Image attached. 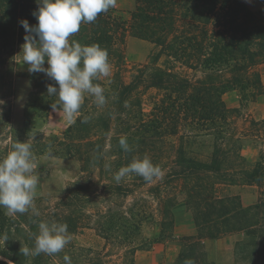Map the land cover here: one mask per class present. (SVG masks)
<instances>
[{
	"label": "trees",
	"instance_id": "obj_1",
	"mask_svg": "<svg viewBox=\"0 0 264 264\" xmlns=\"http://www.w3.org/2000/svg\"><path fill=\"white\" fill-rule=\"evenodd\" d=\"M257 1L254 9L244 0H135L128 21L113 8L95 22L82 23L70 41L107 50L111 74L94 83L105 89L108 102L98 107L86 95L76 122L62 135L46 137L32 130L35 119L45 120L57 97L46 91L54 81L44 73L27 72L33 88L24 112L29 132L24 142L32 144L34 158L47 154L77 160L85 177L67 186L55 203L51 197H35L39 215L31 209L12 215L0 208V235L8 236L4 244L0 242V264H48L47 254L26 257L19 251L33 247L38 223H66L68 232L75 231L89 203L104 194L125 197L149 183L134 174L119 184L113 179L132 159L145 156L163 174L149 188L160 212V220L155 221L160 235L167 231L173 235L178 195L192 217L194 232L179 238L176 264L186 260L215 264L206 258L204 241L230 235H237L236 264H264V190L253 203L243 205L239 195L221 194L218 188L231 177L230 165L242 160L229 145L239 138L230 131V110L223 94L235 90L248 99L264 91L260 73L252 70L264 62V0ZM36 9V0H0V100L13 96V68L26 35L20 21L35 25ZM127 33L155 47L129 81L121 74ZM151 89L156 92L147 95ZM9 112L7 107L0 118ZM85 116L90 119L82 123ZM182 128L188 131L179 134ZM30 133L35 137L32 141ZM203 135L214 137L213 149L204 158L186 149L188 141ZM124 136L132 149L127 153L119 145ZM174 136L179 142L168 141ZM15 142L12 136L10 147ZM242 174L247 184L261 182L264 157ZM131 211L126 214L133 222L124 215L123 225L128 227H123L138 229L144 213L134 211L132 217Z\"/></svg>",
	"mask_w": 264,
	"mask_h": 264
},
{
	"label": "rangeland",
	"instance_id": "obj_2",
	"mask_svg": "<svg viewBox=\"0 0 264 264\" xmlns=\"http://www.w3.org/2000/svg\"><path fill=\"white\" fill-rule=\"evenodd\" d=\"M251 8H258L257 0H244ZM135 7V0H117L115 9L126 21ZM124 63L121 74L125 81H129L136 68L146 63L148 55L155 50L154 45L146 40L139 39L129 33L124 38L122 45ZM13 96L3 98L0 105L2 111L9 107L6 118H0V158L12 150L11 137L15 136L16 142H24L27 138V122L24 116L27 100L33 88V82L27 77V65L20 64V58H16L14 65ZM259 72L264 86V62L252 68ZM192 75V72L188 71ZM198 75V73H195ZM155 93L151 89L148 93ZM263 94V95H262ZM255 98H242L235 90L223 94L225 106L230 110V131L239 140L230 142L234 149L242 156L241 161H235L228 172L231 177L218 185L221 194L239 195L244 201H255L264 190V178L259 183L247 184L242 172H249L255 162L264 157V91ZM150 104V103H149ZM150 107V106H149ZM0 111V113L2 112ZM36 129L44 136L62 135L69 126L63 110H51L43 122L35 119ZM188 128H182L179 134H184ZM33 132V131H32ZM31 141L34 134L30 133ZM178 136L171 137L168 141L179 142ZM214 137L203 135L192 141H188L186 149L191 148L198 156L204 158L213 149ZM240 148L238 149V147ZM251 150L243 155L242 150ZM35 173L39 176L36 195L52 198L55 203L63 194L64 189L71 183L80 179L79 162L75 159L57 157L53 155H40L34 158ZM238 172V173H237ZM156 178L133 194L125 197H112L107 194L89 203L80 219V226L72 232H68L71 241L57 254L47 255L48 264H65L64 255L71 258L72 264H176L180 251L178 243L181 233L193 226L190 212L181 201V195L177 196L178 204L174 207L173 235L169 231L160 235L161 227L155 221L160 220V212L156 211L157 203L149 193V188L156 182ZM170 189V188H169ZM242 202V199H241ZM243 204V203H242ZM142 210L144 220L138 229H125L123 225L125 215L131 222L130 214ZM149 216L151 218H149ZM125 226V227H123ZM226 237V236H223ZM221 237V238H223ZM235 242L237 235H230ZM219 239V238H217ZM214 240V239H213ZM207 258V257H206ZM234 264L235 256H234Z\"/></svg>",
	"mask_w": 264,
	"mask_h": 264
},
{
	"label": "clouds",
	"instance_id": "obj_3",
	"mask_svg": "<svg viewBox=\"0 0 264 264\" xmlns=\"http://www.w3.org/2000/svg\"><path fill=\"white\" fill-rule=\"evenodd\" d=\"M36 3L37 9L32 15L37 23L30 25L26 19L20 21L26 35L17 55L20 64L27 65L29 73H44L55 82V85L46 86L47 95L57 97V102L50 107L53 111L62 107L68 125H72L86 95L91 96L98 107L107 104L105 89L94 81L108 78L111 65L107 50L96 44L81 45L75 40L70 41V37L80 31L82 23L95 22L100 14L115 8L117 0H36ZM3 103L0 100V105ZM89 119L85 116L81 122L87 123ZM119 145L125 153L132 150L126 136L119 139ZM11 147L12 150L0 158V208L12 215L24 214L30 209L39 215L34 205L39 176L35 173L32 144L18 141ZM132 174L149 183L163 175L161 168L145 156L132 159L114 174L113 179L119 184ZM7 240L6 234L0 235V242L4 244ZM70 241L66 223L39 222L33 247L25 246L19 251L26 257L41 253L54 255ZM63 259L65 264H72L68 255ZM185 264L193 262L186 260Z\"/></svg>",
	"mask_w": 264,
	"mask_h": 264
},
{
	"label": "crops",
	"instance_id": "obj_4",
	"mask_svg": "<svg viewBox=\"0 0 264 264\" xmlns=\"http://www.w3.org/2000/svg\"><path fill=\"white\" fill-rule=\"evenodd\" d=\"M263 95V94H262ZM251 150L249 148H244L242 150L243 155H247ZM243 205H249L253 201H244V196L242 197ZM194 232V226L188 229L186 232L181 233V235H188ZM204 248L206 251L207 260L215 264H234V240L230 236H226L219 239H206L204 241Z\"/></svg>",
	"mask_w": 264,
	"mask_h": 264
}]
</instances>
